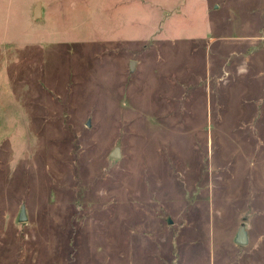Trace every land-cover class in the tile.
<instances>
[{"label":"rangeland","instance_id":"1","mask_svg":"<svg viewBox=\"0 0 264 264\" xmlns=\"http://www.w3.org/2000/svg\"><path fill=\"white\" fill-rule=\"evenodd\" d=\"M0 264H264V0H0Z\"/></svg>","mask_w":264,"mask_h":264},{"label":"water","instance_id":"2","mask_svg":"<svg viewBox=\"0 0 264 264\" xmlns=\"http://www.w3.org/2000/svg\"><path fill=\"white\" fill-rule=\"evenodd\" d=\"M40 11V6L38 5L36 10H35V16L36 14ZM134 64V61L132 62ZM88 125H90V122H88ZM112 157H119L120 156V149L117 147L115 148V150L112 152L111 154ZM19 220L21 222H24L27 220V214H26V207L25 205L22 206V209H21V212H20V215H19ZM168 222H172L171 218H168ZM249 241V238H248V232L246 230V227L245 225H241L239 227V230L237 232V235L235 237V242L238 243V244H241V245H246Z\"/></svg>","mask_w":264,"mask_h":264}]
</instances>
